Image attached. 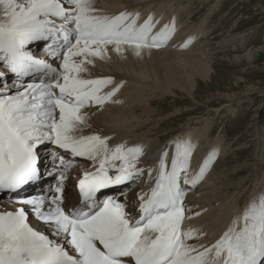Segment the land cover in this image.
I'll return each mask as SVG.
<instances>
[{"label":"snow or ice","instance_id":"snow-or-ice-1","mask_svg":"<svg viewBox=\"0 0 264 264\" xmlns=\"http://www.w3.org/2000/svg\"><path fill=\"white\" fill-rule=\"evenodd\" d=\"M96 13L91 0H0V195L21 205L0 212V264H264V197L252 202L211 246L187 243L194 230L182 227V174L185 184L194 185L213 158L204 161L195 177L186 178L190 143H177L170 169L164 153L155 186L138 196V219L117 197L98 200L102 190L143 174L136 163L142 150L123 145L109 149L108 137L73 135L83 123L80 109L86 103L103 104L119 90L117 86L100 95L111 77L84 79L78 74L86 71L85 63H92L89 56L100 57L109 46L120 52L127 44L137 54L142 47H158L174 24L152 35L151 16L137 27L138 13ZM41 41L51 63L29 50ZM9 73L14 74L11 86L3 79ZM34 73L42 74L38 82L24 80ZM48 143L91 160L103 152L98 167L79 179L83 203L72 210L62 206L61 195L17 196L24 186L42 179L39 148ZM58 158L55 192L61 194L64 170L72 161ZM24 205L31 206L56 239L30 225Z\"/></svg>","mask_w":264,"mask_h":264},{"label":"bare ground","instance_id":"bare-ground-1","mask_svg":"<svg viewBox=\"0 0 264 264\" xmlns=\"http://www.w3.org/2000/svg\"><path fill=\"white\" fill-rule=\"evenodd\" d=\"M185 2L186 0H91L93 7L97 9L96 14L98 15L115 16L121 12H128L133 15L138 13L139 17L136 20L137 27L142 25L149 16H151L152 24L154 25L152 28V35H155L163 29L165 25L171 28L174 24V31L171 32L170 38L163 41L158 47H142L139 50V54H137L135 47L127 44L121 45L122 50L120 52L115 51L112 46H109L104 55L100 57L89 56L88 59L92 60V63H85L84 68L86 71H82L78 74L84 79L111 77V83L101 88L100 95H104L112 91L113 88L119 86V90L115 95L111 97V99L104 101L103 104L98 105L94 102L86 103V105L80 109V114L83 116V123H78L73 135L76 137L91 135L108 137L109 149H114L117 145H123L126 149L140 148L142 150L136 162L137 167L144 170L138 186L134 189H130L135 179L122 187L109 189L99 195L100 197L112 195L119 198L121 202L127 204V210L136 219L139 218V212L137 210L140 201L138 196L139 194L150 192L151 188L155 186L160 167V159L165 152L168 153L166 162L168 169H170L171 160L176 154L177 143L181 144L182 147L184 144L190 143L191 155L186 178L191 179L199 172L204 161L210 156L213 157L215 151L221 146L219 142L214 144L212 151L209 152L208 155L199 153L200 150L198 152L200 156L197 155L198 153L192 154L195 147L194 142L201 139L202 135L199 133L200 129H196L197 131L195 130L192 132L188 127L185 140L180 135H173L165 141L156 142V144L153 143V140L151 142L149 140L151 136L153 137V135L159 134V130L155 128L158 122H151L153 119L152 116L155 113L153 110V103H155L156 98L165 97L166 95H175L178 91L193 97L194 80L197 77L196 74L207 79L212 70L213 57L209 55V51L213 42L206 38V36L204 37L206 34L204 32V24H198L197 26L187 24L185 27L182 26L184 24L182 13L186 10L183 11V7L181 6L183 3L185 4ZM188 6L191 7V4ZM186 13L188 18L194 21V15L193 17L191 16L192 12L190 13L189 9ZM3 19V15L0 14V20ZM202 32L203 35L200 36ZM230 36V38L228 37L226 39L224 38L225 40H221L219 46H225L224 44H226L227 41H235L234 39L238 35L232 34ZM45 46L46 44L42 41L34 42L29 50L37 56L35 54V49H42ZM43 51L44 52L40 53V55L46 57L48 52L47 50ZM171 56H173L175 60L180 59V61L174 62L168 59V57ZM62 59L63 57L61 56L55 61L53 66H58ZM75 59L79 60L81 57ZM41 75L42 74H40L39 78ZM39 78L35 79V81L38 82ZM6 79L7 78H4V81ZM33 81L34 80H29L26 82ZM13 82L14 79L7 84L11 86ZM218 111L219 110H215L213 113L215 114ZM198 121L199 117L197 119L189 118L186 123L188 122L190 125L191 122L197 123ZM145 127L149 130L139 133V131H142ZM134 130L138 131V133L135 132L138 135L134 133ZM255 132L258 135L260 134L256 129ZM181 134L183 135V133ZM255 139L257 141L254 145L256 151L258 150V156L257 159L250 164L253 174H257L261 170V162L264 155V137L259 135L255 137ZM49 147H53L52 151L57 149V157L55 161L52 162V165L49 163V168L47 169L46 163L51 155ZM224 153L225 151L223 155H225ZM61 155L64 156L66 162L72 161L71 165L64 170V175L67 177L65 180V204L67 208L69 206L79 207L80 197L76 189V182L83 176L85 171H94L95 167H98L99 159L103 158V152L98 155L96 160H91L86 157L74 158L70 151L66 152L51 143L41 146L39 148L40 168L44 175L42 177L43 184L39 186L50 183L52 178L55 177V174L49 176L48 173L55 170L57 166L59 170H61L58 158ZM115 163L119 164L120 162L116 161ZM247 164L248 163L245 162L236 164L233 166L232 171H238V174L240 173L239 175H242V172H244L245 168L248 166ZM210 165L211 161L209 166ZM149 170H151V175H149ZM223 173L227 176V174L229 175L231 172H222V174ZM215 174H217V172L214 170H212L211 174L208 173L205 181L197 187V192H189V190H186V188L191 185L184 183V174H182L181 187L185 193L183 198L185 219L182 227L185 230H194L193 237L189 239L187 243L197 248L201 245L205 247L211 246L228 227L232 226L233 221L242 217L243 213L252 202H258L264 197V191L262 193L263 195L261 194L259 198L256 196L258 193H256L255 196L252 195V198H250L248 202L249 204H246V206L239 211V202L236 201L238 195L231 198L229 193L232 192L231 194H234V191L240 187L246 179L244 177H238L236 181H233L232 175H230L232 176L230 179H221L220 174H217V177H215ZM204 177L205 173L203 175V178ZM222 177L224 176L222 175ZM231 186H233L232 190L229 189ZM251 192L253 193L255 191L252 190ZM35 194L39 193L31 189L28 193L22 195V197L19 195L17 196L19 199H25ZM229 197L230 199L228 200ZM20 206V204L10 200L9 196L0 195V212L13 211ZM24 207L30 211V218L28 220L30 225L48 234L50 238L56 239L52 234V229L37 219L31 210V206L24 205Z\"/></svg>","mask_w":264,"mask_h":264},{"label":"rangeland","instance_id":"rangeland-1","mask_svg":"<svg viewBox=\"0 0 264 264\" xmlns=\"http://www.w3.org/2000/svg\"><path fill=\"white\" fill-rule=\"evenodd\" d=\"M189 1L186 0L181 7L183 11L189 9V12H192L194 21L188 18L184 11L182 26L204 24L206 33L204 37L213 42L209 51V55L213 57L212 70L207 79L196 74L193 97L178 91L175 95L156 98L153 103L155 113L151 122H158L155 128L159 130V134L151 136L149 140L156 144L173 135H180L185 140L188 129L192 132L200 129L199 133L202 136L194 142L192 154H197L200 150L199 153L205 155H208L214 144L219 142L221 146L213 154L205 177L188 186L186 190L197 192V187L205 181L207 174H211L212 170L220 174L221 179H230L233 176V181H236L238 177H244L246 182L244 181L234 194L229 193L231 198L238 195L236 201L239 202L238 209L241 211L249 204L252 195L258 193L256 196L259 198L264 191V155L262 168L257 174H253L250 166L258 156V150L256 151L254 145L257 141L255 137L259 135L264 137V0ZM190 4L191 7L188 6ZM232 34L238 35L235 41H227L225 46H219L221 40L230 38ZM202 35L203 32L200 36ZM43 50L47 48L35 49V54L45 59L40 55ZM168 59L180 61L175 60L173 56ZM13 79V76L8 77L4 82L9 83ZM215 110L219 111L214 114ZM198 117L197 123L191 122L190 125L186 123L189 118ZM255 129L260 132L259 135ZM147 130L149 129L145 127L139 133ZM135 132L138 133L134 130ZM52 148L49 147L51 154L54 153ZM244 162L248 163V166L242 175H239L238 171H232L233 166ZM50 164L52 165V162ZM46 168H49V161ZM228 171L231 172L229 175L222 174ZM140 181L141 175L131 184L130 189L137 187ZM232 187L229 189L232 190ZM252 190L255 192L252 193Z\"/></svg>","mask_w":264,"mask_h":264}]
</instances>
